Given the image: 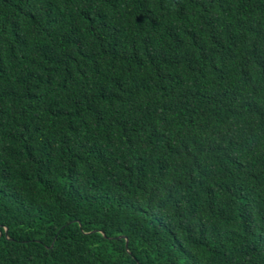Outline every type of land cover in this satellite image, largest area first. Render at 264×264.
I'll return each mask as SVG.
<instances>
[{
  "label": "trees",
  "instance_id": "trees-1",
  "mask_svg": "<svg viewBox=\"0 0 264 264\" xmlns=\"http://www.w3.org/2000/svg\"><path fill=\"white\" fill-rule=\"evenodd\" d=\"M0 264H264V0H0Z\"/></svg>",
  "mask_w": 264,
  "mask_h": 264
}]
</instances>
